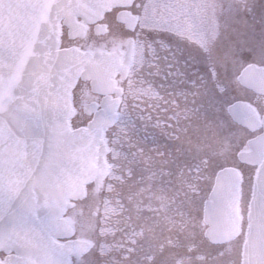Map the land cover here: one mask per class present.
Segmentation results:
<instances>
[{
  "label": "rangeland",
  "instance_id": "obj_1",
  "mask_svg": "<svg viewBox=\"0 0 264 264\" xmlns=\"http://www.w3.org/2000/svg\"><path fill=\"white\" fill-rule=\"evenodd\" d=\"M153 1L148 21L142 11L138 26L125 34L135 40L137 56L122 86L118 119L103 136L107 173L97 189L101 256L94 263L241 264L257 168L242 166L236 154L256 133L236 126L226 107L242 101L264 110V98L236 81L247 65L264 68V0H234L222 24L213 0ZM79 87L70 91L72 130L84 127ZM228 167L241 177L239 231L231 242L212 246L202 234L203 203L215 173ZM84 189L82 200L69 206L92 200L94 185ZM95 211L90 207L85 217ZM128 236L137 251L127 248Z\"/></svg>",
  "mask_w": 264,
  "mask_h": 264
},
{
  "label": "water",
  "instance_id": "obj_2",
  "mask_svg": "<svg viewBox=\"0 0 264 264\" xmlns=\"http://www.w3.org/2000/svg\"><path fill=\"white\" fill-rule=\"evenodd\" d=\"M127 2L0 0V250L21 257L9 264H67L68 256L77 257L88 247L79 242L58 244L53 238L70 235L60 219L66 202L82 199L83 186L98 184L106 174L101 135L116 120L118 99L106 97L86 128L70 131L69 91L81 73L82 79L91 80L94 93L121 92L97 86L106 82L103 58L56 51V23L63 19L72 27L75 17L92 22L110 7ZM123 16L118 19L127 25L128 17ZM237 81L264 95V69L249 65ZM227 112L250 130L259 126L245 104L235 103ZM263 145L264 133L254 140L253 155L239 154L238 159L255 164ZM238 181L230 168L215 176L203 211L208 225L204 237L212 243L227 242L236 234ZM248 224L242 264H264V161L255 178Z\"/></svg>",
  "mask_w": 264,
  "mask_h": 264
},
{
  "label": "flooded vegetation",
  "instance_id": "obj_3",
  "mask_svg": "<svg viewBox=\"0 0 264 264\" xmlns=\"http://www.w3.org/2000/svg\"><path fill=\"white\" fill-rule=\"evenodd\" d=\"M179 1V0H178ZM214 1V9H215V17L218 19L217 23L222 24L226 21H229L228 12L233 11L234 8L231 7L234 0H213ZM155 1L153 0H130V3L127 8H112L105 14H103L100 19L92 24H84L80 20H76V22L82 25V33L81 35H72L70 33L69 28L63 26L60 22L58 24V48L66 50V49H75L83 53H88L90 55L94 54H104L107 55L122 65L126 59L128 52V45H131L130 54H129V64L128 68L125 72V75H121L119 72H115L110 80L112 81V86L117 88H122L123 84L126 83L127 78L129 76L130 71L135 65V57L137 56L136 44L135 40L132 37H125L126 35H131L132 32L128 31L125 26L119 23L116 19V16L120 12H127L130 17H134L136 19L135 28L138 26L140 21V15L142 12V18L145 19L154 13ZM134 28V29H135ZM134 31V30H133ZM125 32V33H124ZM127 38V39H126ZM74 86H80L78 90V94L76 96V100L82 105V125L85 124L88 120L85 114V110H87L88 106L94 105L97 107L103 97L93 94L90 91V83L88 81H82L77 79ZM111 98L114 96L111 95ZM86 101L87 103H84ZM99 185L94 186L93 198L89 200L90 202L83 204L82 207H75L74 205H70L63 213V219L67 221L69 226L72 229L71 240H78L89 243L90 238L93 239V245L90 247L86 253L81 255L76 259H70V264H90L93 260V264L101 255L99 253V248L101 246V238L99 236V220L96 219V214H100V210H98V196L97 189ZM95 207L96 211L92 214L94 218L89 219L85 217L86 210L90 209V207ZM96 213V214H95ZM134 226V223L132 227ZM134 241V242H133ZM135 240L133 237L128 236V245L127 248L130 251L134 252L136 250V246L134 247ZM90 244V243H89ZM91 246V244H90ZM90 249H93V256L87 258V261L84 260V257L88 255ZM15 259V256L12 253L4 254L0 252V261L8 262ZM161 261H157L156 264H163ZM172 264H180L179 259L174 261Z\"/></svg>",
  "mask_w": 264,
  "mask_h": 264
}]
</instances>
